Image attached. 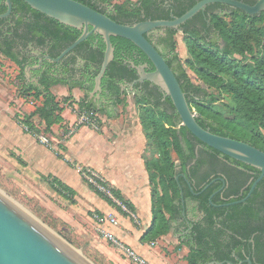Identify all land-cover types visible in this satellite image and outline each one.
I'll list each match as a JSON object with an SVG mask.
<instances>
[{
    "label": "trees",
    "instance_id": "16d2710c",
    "mask_svg": "<svg viewBox=\"0 0 264 264\" xmlns=\"http://www.w3.org/2000/svg\"><path fill=\"white\" fill-rule=\"evenodd\" d=\"M10 1L12 6L10 16L20 13V18L16 21L15 26L9 27L4 34L0 41V53L11 60L20 71V94L30 98V101L39 103L34 106L32 112L23 117V123L35 132L39 131L38 125L42 124L43 131L49 134L54 125H62L63 119L60 115L62 107L51 92V87L55 85L67 86L70 88L69 90L78 88L85 91L86 94L80 103L81 107L91 109L106 118H112V113H109L105 108H96L94 103L88 99L87 94L94 87V79L103 60L105 45L102 38L98 37L95 50L87 49L95 39L94 36H90L75 48L74 52H79L80 49L90 51V54L84 58L85 65L80 80H74L72 84H69L65 80L53 78L50 75V65L45 62L43 64V67L46 68L45 71L33 72V75L38 76L39 87L26 84L23 70L27 59L20 60L19 58L23 56L26 42L24 36L20 37L21 42L16 41L18 28L25 26L27 31L35 34H37L36 32L38 34L45 32V39L51 41L48 54L52 58L57 57L63 49L71 45L81 35V31L59 24L32 10L21 0ZM75 1L100 13H103L104 10L101 4H107L113 10L106 15L111 20L124 25L168 18L167 12L162 11L160 15L153 14L151 8L156 0H137L135 3L124 1L122 4H114L109 0ZM4 2L5 0H0V14L6 11ZM194 4L193 0H190L188 4H183V8L176 11V16H181ZM27 13H31L29 17H25ZM196 17H200V14ZM210 22L223 41V47L217 46L215 43H207L202 34L196 30L190 31L189 35L184 37V43L190 64L197 77L209 88L218 92V95L227 96L234 105L233 108L227 109L226 114L214 109L217 97L212 94L206 96L202 88L193 85L188 80L176 53V42L172 30L168 29L166 38L161 39L163 46L159 53L163 58H165V54L170 55L166 59V63L173 71L196 116L197 123L202 128L216 135L246 142L264 152V14L258 18L234 11L232 14L222 17L212 15ZM110 41L114 48V55L101 80V87L103 93L111 98V109H114L123 104L122 97L126 94L120 93L118 82L122 77L135 75V69L125 62L126 58L123 54L127 55L136 51L138 57L142 59H146V57L125 39L111 37ZM44 42L43 40L39 41V46H43ZM236 56L241 60L236 59ZM245 59L248 61H244ZM134 65L137 66V61H134ZM153 87L155 93L134 96L138 103L144 107L140 114V123L145 133L146 144H152L156 154L155 159L149 160H146L143 155L151 188L152 222L141 237V241L154 243L158 238L170 232L171 222L180 216L182 211L179 190L181 186L184 200L196 202L198 211L202 214V218L194 223L192 229L193 242L187 245L189 251L186 256V264H205L211 257H214L217 262L228 260L236 264L237 261L231 256L232 251L239 260L248 257L252 264H264V178L244 203L229 207L224 204L239 200L246 195L251 183L259 175L258 170L232 160L244 168V171L238 172L237 186L236 184L232 185L230 182L232 176L227 175L226 183L229 184V188L223 193L225 199L219 195L211 198L220 183H215L201 191L209 181L208 175L196 183L192 181L191 177L189 178L193 192L199 193L196 196L190 192L181 177L177 182L175 178L179 175L175 172V168L180 167V172L186 174L185 167L188 160L195 158L196 147H198L199 154L207 153L212 156L222 154L202 144L181 126L180 118L170 99L167 97V106H162L160 91L155 86ZM34 119L38 120L37 125ZM173 156L178 158V163L174 161ZM199 163L197 162V166ZM196 170L197 168L194 171ZM47 178L48 186L57 195L73 202L75 196L73 190L55 178ZM154 182L159 186V190L152 188ZM86 183L97 196L119 213L127 216L112 198L120 202L130 212H134L133 207L123 199L119 192L106 183H103V186L109 187L112 198L88 182ZM99 184L102 185L101 182ZM240 187L244 189L240 191Z\"/></svg>",
    "mask_w": 264,
    "mask_h": 264
},
{
    "label": "water",
    "instance_id": "95a60500",
    "mask_svg": "<svg viewBox=\"0 0 264 264\" xmlns=\"http://www.w3.org/2000/svg\"><path fill=\"white\" fill-rule=\"evenodd\" d=\"M21 1L32 10L59 24L81 31V35L59 57L53 59L45 56V60L51 63L58 64L61 59L79 44L86 41L92 34L99 35L102 38L105 50L100 69L94 79V88L91 95L101 91V80L108 65L113 60L114 48L110 38L119 37L125 39L138 48L153 67V71L149 73L145 72L146 65L139 67L138 82L147 81L164 92L165 97L170 99L179 116L181 126L186 128L190 134L207 147L259 171L258 177L252 182L247 194L242 199L229 202L224 206L229 207L244 203L251 196L257 184L264 178V152L246 142L216 135L202 128L197 123L196 116L191 110L173 71L144 35L154 29L177 28L198 12L203 11L205 6L209 4L227 5L243 12L247 16H254L264 12V0H258L252 6L239 0H202L193 5L183 15L171 21H144L133 25L119 24L111 20L107 15L75 0ZM5 5L6 11L0 14V19L7 18L11 13V1L5 0ZM0 57L4 56L0 53ZM4 63L13 64L17 67L6 57H4ZM39 69H41V60L36 66L24 67L23 73L26 84H33L39 87L38 80L33 77V72ZM82 94L84 95L83 92ZM124 97L125 95L122 100H124ZM133 98L134 96L129 94V99ZM175 180L177 181V179ZM179 190L180 197H182L181 188ZM172 237L179 240L177 235L173 234ZM67 246L0 194V264H91L80 255L78 257L73 254L68 248L69 246ZM245 262L251 264L249 259H246ZM226 264L231 263L226 262Z\"/></svg>",
    "mask_w": 264,
    "mask_h": 264
},
{
    "label": "rangeland",
    "instance_id": "374dc122",
    "mask_svg": "<svg viewBox=\"0 0 264 264\" xmlns=\"http://www.w3.org/2000/svg\"><path fill=\"white\" fill-rule=\"evenodd\" d=\"M109 1L114 4H122L124 1L135 3L137 0ZM174 40L176 42L178 59L184 68L188 80L193 85L202 88L207 96L212 94L217 97L214 109L222 114H226L227 109L233 108L234 105L227 96L218 95V92L213 88H209L197 77L190 64L189 55L182 36L177 35ZM236 59L241 60L237 56ZM244 61L247 62L248 60L245 59ZM19 73L18 67H15L13 64L4 63V57H0V114L3 116L7 115L20 131L32 137L38 146L54 155H58L60 154L62 144L70 137V132L75 131L76 125L72 123L71 127H69L67 125L68 121H66V124L54 125L51 128L50 134L43 131L44 126L42 124L38 125L39 131L33 132L42 133L49 138L50 148L43 146L36 137L25 132L19 120L32 112L34 106L39 103L30 101V98L23 97L20 94L21 81ZM58 87L59 89L54 88L53 91L56 94V100L59 101L62 107L60 115L64 114L65 116L73 117L78 101L79 107L83 108L80 103L84 95L78 88L69 90L70 88L64 85H58ZM60 88H62L61 91ZM66 91L68 95L63 96ZM143 109L144 107L138 103V100L135 98L129 99V94H125L123 104L110 109V112L114 118L117 117L116 119L123 122L138 123L142 129L140 114L143 112ZM100 115L102 116V126L109 118L106 120L104 115ZM37 121V119H34L36 125ZM142 133L145 134L143 129ZM145 147L144 158L146 160L155 159L156 154L152 144H146ZM173 159L176 161L175 156H173ZM73 169H76V166H73ZM39 170L33 164H30L27 159L19 155L16 147L0 136V194L4 198L41 224L45 229L47 228L54 237L68 245L70 249L89 263L132 264L121 252L115 250L109 241L97 233L94 224L88 223L83 225V220L79 216V203L75 200V196L73 197V202H71L57 195L47 184V174H43ZM75 182H77V179ZM75 185L77 186V184ZM91 185L95 188H101L100 191L109 196V187L103 186V183L102 185L98 184L97 187L93 184ZM152 188L160 189L155 182L152 184ZM110 197L112 198L111 194ZM112 199L122 210L125 208L120 202L114 198ZM123 212L126 214L129 212V216L130 214H134L126 208ZM118 216L122 218L119 214ZM147 243L149 244L150 242ZM153 247L164 255L166 264H186L188 248L180 240L172 237L171 233L158 238L154 242Z\"/></svg>",
    "mask_w": 264,
    "mask_h": 264
},
{
    "label": "crops",
    "instance_id": "0c3cea01",
    "mask_svg": "<svg viewBox=\"0 0 264 264\" xmlns=\"http://www.w3.org/2000/svg\"><path fill=\"white\" fill-rule=\"evenodd\" d=\"M54 88L59 87H51L55 96ZM67 91L63 96L68 95ZM107 111L110 113V109ZM116 118L108 119L97 131L82 126L75 128L62 144L59 155L38 146L35 140L23 134L7 115L0 114V136L16 147L18 154L40 169L41 173L59 180L74 191L83 225L94 224L100 236L102 235L98 232L99 229L113 233L119 242L133 249L148 264H166L164 255L158 252L151 242L148 244L141 241L152 222L151 188L143 160L145 136L138 123L123 122ZM62 119L63 124L68 121L69 127L74 122L72 116L63 114ZM73 166H76V169H73ZM78 169L89 170L101 182L118 191L133 207L134 214H130V217L128 212L127 216H124L109 206L89 188ZM95 213L101 218L113 217L117 224H99L93 219ZM171 235L173 236L172 233ZM112 247L117 250L113 245Z\"/></svg>",
    "mask_w": 264,
    "mask_h": 264
},
{
    "label": "flooded vegetation",
    "instance_id": "af4514ba",
    "mask_svg": "<svg viewBox=\"0 0 264 264\" xmlns=\"http://www.w3.org/2000/svg\"><path fill=\"white\" fill-rule=\"evenodd\" d=\"M190 0H156V3L152 6V11L154 15H160V12L168 13L167 14V19H157V20H164V21H171L174 18H177L176 16V11L179 10V8H183V4H188ZM195 1V4L202 1V0H193ZM247 5H254L258 0H239ZM5 3V2H4ZM194 4V5H195ZM101 6L104 7V10L102 11V14H109L113 8L111 6H108L107 4H101ZM190 9V8H189ZM188 9V10H189ZM12 10V8H11ZM187 10V11H188ZM234 11H239L236 10L232 7H229L227 5L223 4H209L206 5L203 11L198 12L195 16H193L191 19L186 21L184 24L180 25L177 28H159V29H154L144 35V37L154 46L156 47L155 49L159 52L161 51V48L163 44L161 43V39L166 38L167 36V30L170 29L174 32V38L177 35H181L184 41V37L189 35L190 31L196 30L202 34L203 39L207 43H215L217 46L223 47V41L215 31V29L211 26L210 18L212 15H218V16H226L232 14ZM240 13L244 14L243 12L239 11ZM5 13V12H4ZM185 13V12H184ZM183 13V14H184ZM3 14V13H2ZM11 14V13H10ZM31 13H27V16L29 17ZM182 14V15H183ZM198 14H200V17H196ZM261 14H264V12H261L260 14L254 15L258 18H260ZM254 16H249V17H254ZM180 17V16H179ZM20 18V13H18L16 16H8L5 19H0L2 20L0 22V41L2 40L4 34L8 30L9 27H14L16 24V21ZM142 18L144 16L142 15ZM25 19V18H22ZM145 21H156V20H145ZM144 22V21H142ZM139 23V22H137ZM136 24V23H134ZM126 25V24H125ZM133 25V24H132ZM17 34L18 37H16V41L19 43L21 42L22 36H24V41L26 42V47L23 50V56H20V60L23 58L27 59L25 62V66H36L41 60V69H39L41 72L45 71V67H43V64L47 62L50 65V75L53 78L57 79H62L67 81L69 84H72L74 80L81 79L82 75V70L85 65V56L90 54V51L96 49V45L98 42V37L99 35L92 34L90 36H94V40L90 43L88 51L87 49H80L79 52H74L72 50L69 54H67L63 59L58 64L51 63L47 60H45V56H49L48 51L51 46V41L45 39L46 33L43 32L42 34H38V32L32 33L29 32L25 29V26H22L17 29ZM89 36V37H90ZM88 37V38H89ZM87 38V39H88ZM45 41L43 46H39V41ZM68 47V46H67ZM66 47V48H67ZM65 48V49H66ZM63 49L60 54L65 50ZM59 54V55H60ZM59 55L57 57H59ZM124 58H126L125 62L130 65L131 68L135 69V75L134 76H125L120 79L118 82V85L120 86V93L124 94H131L133 96H141V95H146L148 93H155L154 92V85L147 82H138L139 79V73H138V68L146 65L145 72L149 73L153 71V67L151 66L150 62L148 59H142L141 57H138V53L136 51L131 52V54H123ZM126 55V56H125ZM161 55V54H160ZM55 57V58H57ZM146 57V56H145ZM163 57V56H162ZM170 57L169 54H165V61ZM52 58V57H51ZM53 58V59H55ZM134 61H137V66L134 65ZM137 68V69H136ZM38 71V70H35ZM35 79L38 80V76L33 75ZM156 87V86H155ZM94 88V87H93ZM158 88V87H156ZM159 89V88H158ZM80 90V89H79ZM160 91V101L162 106H167L166 104V99L165 94L163 91ZM84 95L86 94L85 91H82ZM93 92V89L88 92V99L91 100L96 108H105L106 110L111 109V98L108 97V95L104 94L102 91L96 92L95 94L91 95ZM198 147H196V153H195V158L190 159L187 162V165L185 167L186 169V174H183L180 172V167L175 168V172L178 173L179 177H176L177 182L179 181V178L181 177L186 185L187 188H189L190 192L193 195H198L194 192L191 191L193 186H191L189 182V178L191 177L193 182H200L202 178L206 175H208V183L203 186V189L208 186L209 188L213 184H218V185L211 198L215 195L221 196L222 199H225L223 196V193L227 188H229V184L226 183V177L229 175V177L232 176L230 182L232 185H235L239 181V174L238 172L244 171V168H242L240 165L236 164L232 159H226L222 155H216L212 156L210 154H199L197 152ZM176 162L178 163V158L176 157ZM197 162L199 163V166H197ZM195 168H197L196 171ZM194 171V172H193ZM237 177L236 179H234ZM252 184V183H251ZM237 186V184H236ZM251 186V185H250ZM239 187V186H238ZM180 188H182L180 186ZM240 191H242L244 188L240 187ZM250 188V187H249ZM256 188V187H255ZM202 189V190H203ZM201 190V191H202ZM249 190V189H248ZM182 191V189H181ZM248 192V191H247ZM183 194V192H182ZM247 194V193H246ZM242 199V198H241ZM240 200V199H239ZM237 201V200H234ZM233 202V201H231ZM229 202H226L227 204ZM182 211L180 216H178L175 220L171 222V229L170 232L174 235H177L180 242L184 243V245L187 247L191 242H193V235H192V229L194 226V223L199 221L202 218L201 212L198 211L197 208V203L194 201H185L183 198V195L181 197L180 201ZM224 204V205H225ZM188 248V247H187ZM189 251V249H188ZM211 255V254H210ZM232 258H234L237 263L236 264H247L245 262L246 259H249L248 257L239 260V258L235 255V253L232 251ZM250 260V259H249ZM226 262L231 261H221L217 262L214 257H211L208 262L205 264H210V263H222L226 264ZM252 264V263H251Z\"/></svg>",
    "mask_w": 264,
    "mask_h": 264
},
{
    "label": "built area",
    "instance_id": "2783aa9c",
    "mask_svg": "<svg viewBox=\"0 0 264 264\" xmlns=\"http://www.w3.org/2000/svg\"><path fill=\"white\" fill-rule=\"evenodd\" d=\"M33 105V102H32ZM75 115L74 117V122L73 124H75V128H78L80 126L82 127H86L89 128L91 130H99L100 126H101V120H102V116L91 110V109H87V108H80L79 105L77 104L76 108H75ZM23 119L21 118L19 120V123L21 124L23 130L31 135H33L34 137H36L38 139V141L45 147H51L50 146V140L49 138H47L46 136H44L42 133H35L33 131H31L28 126L26 124L23 123L22 121ZM71 131V130H70ZM72 133V132H70ZM79 174L85 179L86 182H88L89 184H93L97 187V185L99 184V182H101L98 178H96L95 175H93V173H91L89 170L87 169H78ZM103 183V182H101ZM100 185V184H99ZM98 190H101V188H97ZM110 197V194H109ZM124 208V207H123ZM125 209V208H124ZM123 209V210H124ZM93 219L94 221H96L99 224L102 223H108L110 225L115 226L117 224L115 218L113 217H108V218H101L99 215H97L96 213L93 215ZM102 237L111 242V244L117 249L119 250V252L122 253V255H124L127 259L130 260V262L132 264H148L141 256H139L133 249L125 246L124 244H122L121 242H119L113 235V233L111 232H106L102 229H99L98 231ZM151 245H154L153 242H151Z\"/></svg>",
    "mask_w": 264,
    "mask_h": 264
},
{
    "label": "bare ground",
    "instance_id": "6f19581e",
    "mask_svg": "<svg viewBox=\"0 0 264 264\" xmlns=\"http://www.w3.org/2000/svg\"><path fill=\"white\" fill-rule=\"evenodd\" d=\"M37 222V221H36ZM42 226V225H41ZM47 229V228H46ZM45 229V230H46ZM48 231V230H47ZM49 232V231H48ZM51 233V232H50ZM62 242V241H61ZM64 244V243H63ZM68 247V246H67ZM69 248V247H68ZM70 249V248H69ZM71 250V252L73 253V254H75L76 256H78L79 257V254H77L75 251H73L72 249H70Z\"/></svg>",
    "mask_w": 264,
    "mask_h": 264
}]
</instances>
